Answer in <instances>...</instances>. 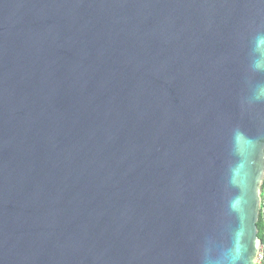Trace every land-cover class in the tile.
Returning a JSON list of instances; mask_svg holds the SVG:
<instances>
[{"label":"water","instance_id":"water-1","mask_svg":"<svg viewBox=\"0 0 264 264\" xmlns=\"http://www.w3.org/2000/svg\"><path fill=\"white\" fill-rule=\"evenodd\" d=\"M257 29L264 0H0V264L256 258Z\"/></svg>","mask_w":264,"mask_h":264},{"label":"clouds","instance_id":"clouds-1","mask_svg":"<svg viewBox=\"0 0 264 264\" xmlns=\"http://www.w3.org/2000/svg\"><path fill=\"white\" fill-rule=\"evenodd\" d=\"M262 32L264 30L257 29L250 37L251 47L247 51V60L249 61V67L252 69V74L248 78V84H251L254 76L264 75V35H261ZM257 81H264V79ZM252 99L257 101L264 99V83H257L255 85ZM252 151H254V145L244 133L236 132L231 136L228 146L230 158L227 162L226 182L232 189L239 190L241 188L240 181L244 176V170L240 162L250 156ZM237 168L241 169L239 174L236 173ZM233 176L236 177L235 181L233 180ZM262 177H264V169L257 172L255 187H258ZM237 202L238 198L229 200L228 206L235 210ZM254 240L255 238L252 235V240L247 246H245L243 241H241L239 247L234 244L219 259L208 261L206 264H256L254 258L255 252L253 250Z\"/></svg>","mask_w":264,"mask_h":264},{"label":"trees","instance_id":"trees-1","mask_svg":"<svg viewBox=\"0 0 264 264\" xmlns=\"http://www.w3.org/2000/svg\"><path fill=\"white\" fill-rule=\"evenodd\" d=\"M257 231H258V238L260 239L263 249H264V183L262 185L261 191V204H260V211L258 222L256 224Z\"/></svg>","mask_w":264,"mask_h":264},{"label":"built area","instance_id":"built-area-1","mask_svg":"<svg viewBox=\"0 0 264 264\" xmlns=\"http://www.w3.org/2000/svg\"><path fill=\"white\" fill-rule=\"evenodd\" d=\"M255 260H256V264H264V249H263V246L261 247V250L257 254Z\"/></svg>","mask_w":264,"mask_h":264}]
</instances>
